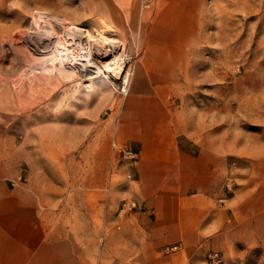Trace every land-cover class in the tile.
I'll return each instance as SVG.
<instances>
[{"label": "rangeland", "instance_id": "374dc122", "mask_svg": "<svg viewBox=\"0 0 264 264\" xmlns=\"http://www.w3.org/2000/svg\"><path fill=\"white\" fill-rule=\"evenodd\" d=\"M170 7L166 0H0V175L9 184L30 175H47L60 185L90 182L97 216L106 212L110 195L118 199L120 216V202L134 198L120 196L133 182L127 177L132 171L112 143L133 147L128 137L134 120L126 107L154 79L181 146L193 154L200 147L222 153V164L211 152L207 158L214 201L231 217V196L264 178V0H193L183 4L191 14ZM162 15L180 16L187 25L167 32L175 38L170 54L180 56L183 48L182 57L169 76L134 78L145 62H158V44L147 36L162 31L148 24ZM62 22L85 37L113 38L123 48L124 70L84 75L59 50L65 43L43 53L33 47L38 27L69 40ZM150 96L138 103H155ZM261 224L248 242H208L205 264H264Z\"/></svg>", "mask_w": 264, "mask_h": 264}, {"label": "crops", "instance_id": "0c3cea01", "mask_svg": "<svg viewBox=\"0 0 264 264\" xmlns=\"http://www.w3.org/2000/svg\"><path fill=\"white\" fill-rule=\"evenodd\" d=\"M166 2L171 11L191 14L193 10L183 7L193 0ZM180 18L162 15L148 24L162 31L147 36L148 43L158 44L159 53L153 57L158 62H145L134 78L172 74L183 48L180 56L170 54L175 38L167 32L187 26ZM184 42L187 39L180 40ZM147 81L136 90L144 95L126 107L127 118L134 120L128 138L138 159L130 164L132 184L120 194L143 201L145 209L116 216L118 199L110 195L106 212L98 217L90 182L85 188L74 180L60 185L47 175L41 179L30 175L12 185L0 175V264H205L208 242L223 239L230 245L259 234L264 222V178L239 187L230 199L231 217L225 218L224 208L213 198L212 165L207 158L211 152L216 165L222 164V153L200 147L193 154L184 149L158 94L157 80ZM144 96L155 98V103L139 104ZM174 244L178 250L164 251L165 245Z\"/></svg>", "mask_w": 264, "mask_h": 264}, {"label": "bare ground", "instance_id": "6f19581e", "mask_svg": "<svg viewBox=\"0 0 264 264\" xmlns=\"http://www.w3.org/2000/svg\"><path fill=\"white\" fill-rule=\"evenodd\" d=\"M62 25V28L64 27L70 31V34H68L69 36L71 35L69 40L64 37L61 38L59 36L60 32L58 33L55 30L54 32L53 30L50 32V30L38 27L31 35L34 43V46H32L36 47L35 49H38L39 52L43 53L46 51L42 48H49L50 45H52V47H57L59 43H65L64 45L61 44L62 46L59 47L61 48L59 50L65 54V57L66 55L72 56L74 62L80 65L84 75L90 72L100 73L102 69H106L111 72L116 68L117 70L119 69L118 71L124 70L122 53L123 48L120 44L115 42L113 38L109 37V35L100 33L96 38H93L91 35H87L85 37L82 36L81 33L71 30L70 27H65L63 22ZM124 82L126 85L130 84L129 70L124 76Z\"/></svg>", "mask_w": 264, "mask_h": 264}, {"label": "built area", "instance_id": "2783aa9c", "mask_svg": "<svg viewBox=\"0 0 264 264\" xmlns=\"http://www.w3.org/2000/svg\"><path fill=\"white\" fill-rule=\"evenodd\" d=\"M113 149L118 152L119 154H122L123 157L128 158L130 160V164L134 163L138 159V153L137 151H134L131 148H128L125 145H120L118 142L113 141L112 143ZM128 178L133 180V174L130 172L127 175ZM22 179V174H19L17 177V180L20 181ZM12 185L15 184V182L11 183ZM145 209V203L143 201H139L136 198H129V199H123L118 207V215L124 216L126 213L137 210L141 211ZM179 249L178 244L174 245H166L164 248L165 252H174ZM218 257V253L214 252L213 254H210V258L212 260L216 259Z\"/></svg>", "mask_w": 264, "mask_h": 264}]
</instances>
